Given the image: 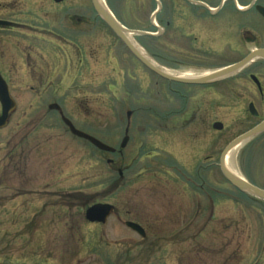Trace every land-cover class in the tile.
I'll return each mask as SVG.
<instances>
[{
	"label": "rangeland",
	"instance_id": "1",
	"mask_svg": "<svg viewBox=\"0 0 264 264\" xmlns=\"http://www.w3.org/2000/svg\"><path fill=\"white\" fill-rule=\"evenodd\" d=\"M106 2L121 25L146 31L144 0ZM79 6L92 9L89 1ZM93 23L84 31L94 39L88 38L82 54L74 48L72 64H66L65 88L57 79L40 85L37 72L21 74L26 80L11 79L17 110L0 129V264H264V204L232 186L219 167L226 147L246 130L235 121L238 112L225 108L231 102L217 98L215 119L227 127L215 133L213 145L200 138L194 147L184 139L170 146L155 132L158 117L149 133L143 82L149 70L109 26ZM132 39L150 44L163 61L183 58L157 40ZM155 62L174 71L196 70ZM37 67L41 76L47 71L43 64ZM119 75L123 85L110 92L107 85ZM33 87L46 97L33 100ZM55 104L77 129L117 151L128 129V146L122 154H102L70 133L48 108ZM174 105L157 98L152 103L158 114ZM260 139L264 134L239 148L236 167L248 182L264 187ZM208 156L213 166L205 171ZM187 176L201 190L185 182ZM95 204L114 205L117 213L105 224L90 223L86 211ZM127 222L140 225L146 236L127 228Z\"/></svg>",
	"mask_w": 264,
	"mask_h": 264
},
{
	"label": "flooded vegetation",
	"instance_id": "2",
	"mask_svg": "<svg viewBox=\"0 0 264 264\" xmlns=\"http://www.w3.org/2000/svg\"><path fill=\"white\" fill-rule=\"evenodd\" d=\"M88 1L92 9L82 10L80 3ZM143 8L146 12L147 32L144 37L157 40L156 43L183 57L169 63L160 59L157 50L150 44H142L151 59L166 65L171 64V67L168 66L170 68H193L213 72L242 62L253 53H264V0H144ZM100 21L105 23L96 12L93 0H0L1 76L11 87L12 78L26 80L21 74L30 75L37 72L41 78L37 79L40 85H50L53 79H57L59 87L65 88L67 73L69 74V65L67 67L66 64H72L73 49L82 54L86 50L88 38L94 39L84 31V27L96 26L93 22ZM97 32L95 30L94 33ZM93 50L96 49L91 52ZM91 55L94 56V53ZM9 64L16 65L8 69ZM37 64L46 67L47 71L41 72L42 76L38 72ZM63 64L65 69L62 72ZM78 64H84V61L79 59ZM139 65L144 67L143 64ZM196 70L186 72L204 74ZM169 71L181 74V71ZM127 76L134 79L128 73ZM31 79L33 80V76ZM97 82L98 80L94 85ZM143 82L148 102L146 113L150 121L149 133L155 131L156 126L152 123L157 122L158 117L160 126L155 132L162 133L166 139L165 143L170 146L181 144L184 139L194 147L195 141L200 138L204 139V142L208 140V146L214 144L215 133L222 132L227 127L221 120L215 119L217 98L230 101V104H224L225 108L238 112L235 121L239 122L242 128H246L240 136L264 123V57L251 61L242 70L228 77L198 85L169 81L151 70L145 73ZM118 84L123 85L120 75L115 83L107 85V90L113 92ZM217 85L221 86L218 87L221 89L219 93ZM37 89L38 87L32 88V97L39 102L46 95L36 92ZM156 98L166 103H175L174 108L158 114L152 106ZM48 108L50 109V106ZM51 112L58 113L60 120L64 122L66 117L62 109ZM217 123L222 124V130H216ZM66 128L69 130L67 126ZM127 133L128 129L125 131V134ZM263 134L264 131L241 147L248 146ZM261 141L264 142V139H260L257 144H261ZM118 153L119 151L113 156ZM211 159V156L206 158L203 170L211 169ZM115 165V162L110 164L112 167ZM263 166L264 162L261 164L260 173V179L264 181ZM185 178L192 182L194 179L192 176ZM252 185L264 191L262 183ZM241 192L264 204L263 199L245 191Z\"/></svg>",
	"mask_w": 264,
	"mask_h": 264
},
{
	"label": "water",
	"instance_id": "3",
	"mask_svg": "<svg viewBox=\"0 0 264 264\" xmlns=\"http://www.w3.org/2000/svg\"><path fill=\"white\" fill-rule=\"evenodd\" d=\"M94 8L98 15L104 20V22L109 26V28L119 37V39L124 43L126 48L135 56L137 60H139L142 64H144L147 68L158 74L164 79H167L169 81L181 83V84H187V85H198L210 81H216L225 77H228L240 70H242L244 67H246L251 61L259 58L264 57V53L256 52L251 54L247 59L244 61L235 64L234 66L222 70V71H216L212 72L211 74H208V76H202L200 78L196 79H188L184 80L180 76H173L171 74L166 73L163 69L156 68L154 66V62L147 58L145 55L142 54L140 51V48L138 45L133 41L132 37H129V35L133 36H144L147 35L146 32L143 31H132L121 25L113 13L107 8L102 6L98 0H93ZM0 104L2 106V114L0 116V129H4L8 126L9 120L11 115L16 111L17 105L16 102L13 100L10 94L9 86L7 85L6 81L3 79L0 73ZM51 110H60V107L58 105H52L50 107ZM128 116H131V113L128 114ZM65 124L69 127L70 132L77 138L86 140L91 145H93L98 150L108 153V154H114L116 153V149L112 148L105 143L101 142L100 140L96 139L93 136H90L80 130H78L73 123L64 118ZM216 130H222L223 126L220 123H217L215 126ZM264 131V123L258 126L257 128L251 130L247 134H244L234 140L223 152L220 167L221 170L230 184L234 186L235 188L248 192L255 197H258L260 199L264 200V191L256 188L252 184H250L245 179H239L231 175L225 166V160L227 155L235 148L242 146L245 142L251 140L253 137H255L257 134ZM129 136H126L122 143H121V150L126 149L129 143ZM112 161H109L111 163ZM120 175H123V172L120 171ZM115 212V207L111 204H96L90 207L86 211V219L90 223H100L105 224L107 223L108 219L112 216V214ZM125 226L136 233H138L141 237L146 236L145 230L138 224L134 222H127Z\"/></svg>",
	"mask_w": 264,
	"mask_h": 264
},
{
	"label": "bare ground",
	"instance_id": "4",
	"mask_svg": "<svg viewBox=\"0 0 264 264\" xmlns=\"http://www.w3.org/2000/svg\"><path fill=\"white\" fill-rule=\"evenodd\" d=\"M98 2L104 6V7H107V2L106 0H98ZM133 35H129V37H132ZM140 48V51L142 52L143 55L147 56L143 50V48H141L140 46H138ZM168 72H171V71H168ZM167 72V73H168ZM170 74H174V75H178L177 73H170ZM210 74V73H209ZM181 75V76H180ZM178 76H180L182 79L184 80H188V79H196V78H199V77H202V76H208V72L205 73V74H195V73H192V72H181V74H179ZM239 148H241L240 146L239 147H235L226 157V160H225V166H226V169L228 170V172L233 175L234 177L236 178H239V179H243L241 173L239 172V170L237 169L236 167V156H237V152L239 150Z\"/></svg>",
	"mask_w": 264,
	"mask_h": 264
}]
</instances>
